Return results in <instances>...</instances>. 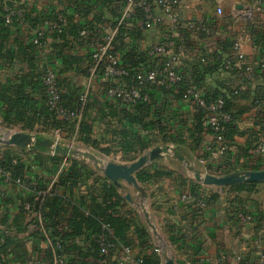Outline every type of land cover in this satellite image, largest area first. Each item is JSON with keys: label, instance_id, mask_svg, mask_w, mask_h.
<instances>
[{"label": "crops", "instance_id": "0c3cea01", "mask_svg": "<svg viewBox=\"0 0 264 264\" xmlns=\"http://www.w3.org/2000/svg\"><path fill=\"white\" fill-rule=\"evenodd\" d=\"M39 1L37 7L28 8L27 25L24 28L17 27L18 31L13 29L8 35V46L15 51V57L12 61L6 58L0 59V85L8 77L27 73L40 75L46 68L55 69L61 85H73L81 89L83 102L87 105L83 120L92 127L89 136L95 141V146L77 140L82 134L78 128L81 121L79 113L75 120V138H64L60 132L42 133L20 128H14L16 129L14 131L28 132L35 137L39 133L43 138H58L71 145L79 142L87 148V151L103 161L120 164H129L157 146L162 147L166 154L164 148L172 145L175 151L174 159L170 156L157 159L139 171L150 167L166 168L173 170L174 176L163 177L149 184L138 183L144 189L145 202L152 222L162 240L167 242L168 254L172 257L173 264H260L259 252L255 250L254 242L259 227L264 222V197L259 199L257 197L264 181H260L262 183L256 193L246 195L245 192L229 191L228 186H206L191 178L190 180L200 185L201 193L208 199L207 206L200 207L194 201L181 199L183 189L177 179L176 167L178 162H181L187 167L194 165L201 172L207 171L217 175L264 170V156L256 157L250 153L258 135L255 124L264 122V74L255 69L256 61L264 54V7L259 9L263 1L192 0L191 8H181L183 17L194 16L198 20L212 23L218 29L217 36L204 37L203 42L210 53L228 54L229 44L240 41V48L245 56L243 67H253L249 77L246 76L247 71L244 68L231 72L223 71L217 65L205 71L195 69L199 63L198 57L201 55L200 37L202 38L203 35H195L186 30L188 54L182 67L184 82L169 90L161 85H152L148 88V101L138 107L126 106L108 98L105 93V88L109 85L108 79L104 76L101 66L91 69L90 55L93 47L91 41L78 39V30L86 26L96 32L99 39L102 35L109 34L114 52L133 70L145 67L150 62L149 49L154 44L165 42L167 35L158 28L144 29L138 12L130 17H123V4L120 0L103 4L95 0ZM217 6L223 9L221 17L215 13ZM242 9L253 11L252 18L238 17ZM58 12L67 16L64 35L58 39L55 34L48 33L42 39V45H35L31 54L23 55L19 52L20 45L26 48L32 43L33 30L43 27L46 21L54 20ZM72 25L77 27L76 30L71 29ZM62 42L64 45H61V51L57 56L56 45ZM209 62L214 60L210 59ZM200 74L201 78L198 79L197 75ZM190 79H197L196 83L201 91L208 95L223 93V86L228 82L240 85L239 95L229 100V108L236 117L235 131L225 134L224 143L227 145V150L222 154L213 156L206 150V146L212 140L206 122L194 104L181 99L182 85ZM127 113L139 118V122H130L126 118ZM11 129L13 128L5 129L2 136ZM124 132L127 136L123 135ZM137 138L147 143V146L140 149L133 142ZM123 142L124 145L132 144L134 149L124 151ZM77 145L76 147L79 146ZM5 147L17 150L26 159L30 166V170L26 172L28 179L39 186H44L46 192L53 189L71 203L79 202L81 197L86 201H90L93 197L97 198L101 195V187L111 183L88 160L54 155L47 149ZM20 149L24 151L21 152ZM105 149L108 152H104ZM29 151L37 153V158L35 155L37 160L34 159L33 154H28ZM39 155L43 157L42 161ZM73 161L89 169V176L78 177L75 184L67 180ZM62 176L64 184H59ZM116 189L123 198L125 193H130L133 200H140L141 193L132 186L124 185L122 189ZM5 191V203L0 200V235L2 233L11 235L14 240L17 239L16 244L23 242L26 264H51L52 261L46 257L47 249H52L47 232H44L43 239L30 236L37 229L36 223L41 222L39 215L26 213L22 218V224L15 225L21 199L30 196L31 190L24 185H11L6 187ZM238 197L245 201H239ZM188 202L192 204L188 206ZM133 206H135L133 203L127 201L123 204V209L133 208L135 212L132 215L144 222ZM237 208L254 212L252 215L257 214L263 222L241 225L234 216ZM193 209L198 211L194 212ZM169 225L181 229L184 233V241L172 243L167 230ZM148 230L152 244L160 247L161 244H157L159 239L149 228ZM84 238L77 242L87 253L86 257L78 259V256L66 254L64 255L66 264H69L71 258L85 260L90 264H134V260L138 257L139 249L130 247V252L126 254L122 249V245H125L122 243L108 249L105 255L99 252H95L97 255L93 254L91 241L89 239L84 241ZM91 238L93 239L94 236ZM180 242H184L182 248L178 247ZM16 244H12L10 248L16 247ZM261 253L264 254V239ZM19 255H21L20 251L14 249L11 253L1 256L2 263L7 261L14 263L20 259Z\"/></svg>", "mask_w": 264, "mask_h": 264}, {"label": "trees", "instance_id": "16d2710c", "mask_svg": "<svg viewBox=\"0 0 264 264\" xmlns=\"http://www.w3.org/2000/svg\"><path fill=\"white\" fill-rule=\"evenodd\" d=\"M95 1L103 4L115 0ZM16 28L17 27L12 28L10 26H5L0 20V59L6 58L7 60L11 61L14 59L15 51L8 46L7 40L8 35L11 34L13 29L16 30ZM76 28L77 27L75 25L71 26V29L76 30ZM16 31H18V29ZM63 35L64 32L61 36ZM61 45H64L63 42L56 45L55 54H58L57 56H59L61 51ZM230 45L231 43L229 44V48ZM34 49L35 44L32 43H29L26 48L21 45L19 46V52H21L23 55L31 54ZM217 56L219 57L217 53H210L209 58H213L214 62H209L210 59H207L208 61L199 62L195 69L205 71L208 69H213L216 65L219 67V63L216 62ZM54 71L56 72L55 69ZM42 74L38 75L27 73L16 77L12 76L8 77L5 82L1 83V124L7 128H20L27 131H36L42 133L60 132L64 138H75V121L68 122L60 120L52 115V112L48 109V94L45 85L41 81ZM197 78L200 79L201 74L200 76L197 75ZM194 82L196 83L197 79H194ZM57 84L61 90L60 105L69 109H74L81 115V121L78 125V128L79 132L82 134L81 136H78L77 140H82L85 144L95 146V141L91 140L89 136L92 127L83 120L87 105L85 102H83L81 89L73 85H61L58 82V78ZM185 86L186 85H182L183 90L185 89ZM239 93L237 95H232L229 92L225 93L223 91V93L217 95L207 94L213 98L222 95L226 101L224 109L230 113L231 119L225 123V134H231L235 131L234 122L236 117L229 108V100L237 97ZM108 98L115 100L110 97ZM115 101L121 103L118 100ZM142 104L143 102H140L132 107H138ZM200 114L202 115L201 112ZM126 118L130 122H139V118H136L129 113L126 114ZM260 123L263 125L262 130L264 131V122ZM123 135L127 136V133L124 132ZM36 138L41 139L43 137L38 133ZM198 139L199 138H197V140ZM133 142L140 149H143L147 146V143L143 142L139 138L134 139ZM123 148L124 151L134 149L132 144L124 145V142ZM38 149L44 150L45 147H38ZM20 151L23 152L24 149H20ZM104 152H108V150L105 149ZM28 154H33L34 159L37 160V153L34 151H29ZM38 157L40 161L43 160L41 155ZM0 163L4 169L11 171L13 180L19 178L23 185L31 190L30 196L21 199V203L19 205V215L17 219L18 223L16 221L15 225L22 224V218L26 213L39 215L41 222L38 221L36 223L37 229H35V231L30 236L43 239L45 236L44 232H47V235L51 240L52 249H47L46 257L51 261H53L54 254L56 253L74 255V257L78 256V259L86 257L87 253L83 251L81 245L77 242V240L81 239L82 237H85L84 241H87L88 239L91 241V244L93 245L92 249L94 250L93 254L95 252H99L96 237L103 231L105 226H108L111 230L108 235L110 242L114 243L116 246L119 245V243H122L125 246L133 248L136 247L139 249V253L137 255L138 257H142V264H162L161 254L155 251L156 247L152 244V238L146 224L141 222L138 217L132 215L135 212L133 208L126 210L123 209V204H125L127 201L118 193L116 187L112 183L104 184L100 190L101 195L97 198L93 197L90 199V201H86L83 199V197H81L79 202L71 203L70 201L64 200L63 197L59 196L55 191H53V189H51L49 192H46L44 186H39L28 179L26 177V172L30 170V166L27 164V161L23 155L17 150L12 149L11 147L0 146ZM68 172L67 180H70L74 184L77 182L78 177L84 175L85 177L89 176V169L77 161H73V164L71 165ZM172 176H174V171L166 168L153 169V167H150L136 173L137 181L142 184H149L158 181L163 177ZM177 179L180 181V185L183 189L182 193L188 189L195 197H200L203 195L200 190V185L193 180L186 179L180 175L177 176ZM261 183L262 182L260 181L239 183L228 186L227 189L237 193L245 192L246 195H250L258 191V186ZM59 184H64L63 176L60 178ZM0 191H4L5 193V195L3 194V196L0 197L2 203H5L6 192L5 188L2 187L1 178ZM238 199L241 202L245 201V199L243 200L241 197H238ZM187 204L190 206L192 203L188 202ZM26 205L29 207L28 210L26 209ZM238 210L243 211V209L240 208H237L235 211ZM193 211H198V209H193ZM244 212L250 213L251 215L254 213L248 212L247 210ZM19 217H21V219H19ZM252 217L253 224H261L263 222V220L257 217V214L252 215ZM3 221H5V219ZM167 230L170 233L172 243H175L176 241H184V233L178 227L169 225ZM91 236H94V238L92 239ZM0 237L2 238V241L0 242V264H26V252L23 242L20 241L18 244H16L15 241L17 239L14 240L11 235L4 233H2ZM56 242L60 244V248L55 246ZM183 243L184 242H180L178 247L182 248ZM12 244H16V247L10 248ZM14 249L20 251V259H17L14 261V263L8 262L7 260V262L2 263L1 256L11 253ZM95 254L97 255V253ZM16 258H18V256ZM77 258L69 259V264H90L85 260H77Z\"/></svg>", "mask_w": 264, "mask_h": 264}, {"label": "built area", "instance_id": "2783aa9c", "mask_svg": "<svg viewBox=\"0 0 264 264\" xmlns=\"http://www.w3.org/2000/svg\"><path fill=\"white\" fill-rule=\"evenodd\" d=\"M121 1L123 4V17H130L133 13L138 12L144 29L158 28L167 35V40L152 45L148 52L151 59L150 62L145 67L133 70L112 49L111 36L109 34H104L99 39L96 32L89 30L87 27L80 28L77 33L78 39L91 41L93 47L91 52V69L101 66L104 76L108 79L109 85L106 88V95L108 97L118 100L127 106H134L137 103L148 101V88L152 85H161L164 89L169 90L183 83L185 80V75L182 71L183 61L188 54L186 30L195 35H203L202 38L200 37L201 55L198 57V61L205 62L210 59V51L203 42L204 37H214L219 32L212 23L198 20L194 16L188 18L182 16L181 8H191L190 3L192 0ZM262 1L263 4L260 3V10L264 7V0ZM39 2V0H0V20L5 26L24 28L28 22V8L37 7V3ZM215 13L221 17L223 15L222 7L217 6ZM252 16L253 11L242 9L238 17L251 19ZM66 23L67 16L64 13L58 12L54 20L50 22L46 21L43 27H37L33 30L32 43L36 46H41L42 39L48 33L55 34L60 39ZM244 59L245 56L241 51L240 41H233L230 45L229 53L217 56L216 62L219 63L221 70L226 72L239 71L244 68L247 71L246 76L249 77V72L253 70V67H243ZM255 69L260 73H264V54L256 61ZM41 81L47 89V105L52 115L63 121H75L78 117V111L60 105L61 90L57 84L56 72L51 68H46L41 76ZM185 85V89L181 94L182 101L194 104L198 111L202 113L208 131L212 136V140L206 146V150L213 156L224 153L227 150V145L224 143L225 123L231 119L230 113L224 109L226 102L224 97L222 95L214 98L208 96L201 91L193 79L188 80ZM223 90L225 93L229 92L232 95H237L240 85L239 83L232 84L228 82L225 83ZM262 126L261 123L255 124L258 135L254 145L250 149V153L256 157L264 156V131L262 130ZM166 154L170 157L175 155L172 145L168 146ZM204 173L208 172L205 171ZM0 178L3 188L11 185H23L19 178L13 180L11 171L4 169L1 163ZM3 194L5 195L4 191H0V197ZM181 199L184 201L194 200L200 207H206L208 204L207 197L204 195L195 197L188 189L182 193ZM26 209H29L28 205H26ZM234 216L241 225L252 224L253 217L250 213L238 210L235 211ZM110 232V228L105 226L103 231L96 237L101 255H105L108 249L116 246L109 241L108 235ZM263 239L264 222L260 225L254 242V248L259 252L260 264H264V255L261 253ZM55 246L60 248L58 242H56ZM122 249L126 254L130 252V247L128 246L122 245ZM155 251L160 253V248L156 247ZM142 263V257H137L134 260V264ZM52 264H66L64 254H54Z\"/></svg>", "mask_w": 264, "mask_h": 264}, {"label": "water", "instance_id": "95a60500", "mask_svg": "<svg viewBox=\"0 0 264 264\" xmlns=\"http://www.w3.org/2000/svg\"><path fill=\"white\" fill-rule=\"evenodd\" d=\"M0 144L3 146H16L32 149L45 147V149H47L54 155H60L64 157H77L82 161H90L95 169L100 171L104 177L109 179L116 188L122 189L124 185H129L141 193L139 202L134 201L130 193H125L123 196L127 201L140 208L145 223L150 229L151 233L157 239H159V241L162 240L156 229V226L152 222L150 213L144 204V189L139 185L135 177V173L146 165L157 159L166 158L167 154H164L162 147H153L133 162L129 164H120L112 161H103L92 152L82 150L79 147L73 146L71 144L64 143L58 138L38 139L33 134L23 131L8 130L6 134L3 135L2 138H0ZM167 150L168 146L164 148L165 152H167ZM193 178L198 183L206 186L226 187L239 183L264 181V170H247L242 172H232L224 175H214L204 173L195 169L193 170ZM159 248L162 258V264H173V259L171 256H169L166 247L161 245Z\"/></svg>", "mask_w": 264, "mask_h": 264}, {"label": "rangeland", "instance_id": "374dc122", "mask_svg": "<svg viewBox=\"0 0 264 264\" xmlns=\"http://www.w3.org/2000/svg\"><path fill=\"white\" fill-rule=\"evenodd\" d=\"M1 125V124H0ZM5 129H7V127L6 126H0V138H2V134H3V131L5 130ZM9 129V128H8ZM11 130H16V129H11ZM68 140H70V139H68ZM71 141V140H70ZM79 146H78V145ZM72 145H74V146H78L79 148H81L82 150H86L87 148L86 147H84L83 145H81V144H79V142H75V143H72ZM0 146H3V145H1L0 144ZM173 159L175 158V155L172 157ZM173 161H176V160H173ZM176 169H177V175L179 176H182V177H184V178H186V179H194L193 178V170H195L196 169V166H194V165H192V166H186V165H184V163L182 164L181 162L179 163L178 162V164H177V167H176ZM180 173V174H179ZM184 174V175H183ZM227 193V192H226ZM228 194V193H227ZM139 197H140V194H139ZM257 197H258V199L259 198H262V197H264V184L263 185H261L260 186V192H259V194L257 195ZM141 198V197H140ZM136 202H139V199L138 200H136V199H134ZM144 204H145V206H146V208H147V204H146V202H145V200H144ZM137 211H138V213L140 214V216L142 217V219L144 220V217L142 216V214H141V210H140V208L139 207H136V206H133ZM144 222H145V220H144ZM156 239V238H155ZM157 240V239H156ZM157 244H163V246L164 247H166L167 249H168V245H167V242L166 241H164V240H161V241H158V243ZM168 252H169V249H168Z\"/></svg>", "mask_w": 264, "mask_h": 264}]
</instances>
